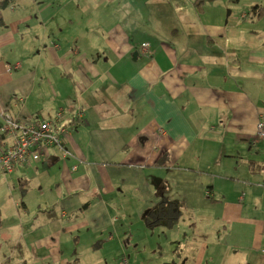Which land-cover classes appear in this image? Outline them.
<instances>
[{"label": "crops", "instance_id": "1", "mask_svg": "<svg viewBox=\"0 0 264 264\" xmlns=\"http://www.w3.org/2000/svg\"><path fill=\"white\" fill-rule=\"evenodd\" d=\"M32 1L23 18L2 15L0 44L40 22L32 65L0 67V112L22 123L60 112L71 130L66 153L7 172L17 209L31 210L11 246L39 264H84L83 247L100 264H149L145 251H159L156 264H264V14L252 9L264 0H206L147 35L136 0H74L72 15L53 2L66 28Z\"/></svg>", "mask_w": 264, "mask_h": 264}, {"label": "rangeland", "instance_id": "2", "mask_svg": "<svg viewBox=\"0 0 264 264\" xmlns=\"http://www.w3.org/2000/svg\"><path fill=\"white\" fill-rule=\"evenodd\" d=\"M44 7H41V10L44 13L49 15L53 14L55 12V7L52 6L53 2L60 3V6L56 7H64L65 14H66V8L67 6L69 9L70 15L74 12V8L71 5L76 6L74 0H44ZM61 1V2H60ZM62 1L66 2V5H62ZM84 1V0H81ZM162 4H158L160 0H136L135 1V30L136 25L137 29L141 31V35H147L146 31L147 29L150 30L153 25H158V20H164L162 25L165 24V20H170L172 23V27H177V23L179 22L180 16H186V11H189L190 15H193V7L195 6L196 0H161ZM206 0H203V2ZM87 2L93 3V1L89 0ZM18 3V4H17ZM158 4V5H157ZM234 5V4H233ZM264 5V1H263ZM52 6V7H51ZM66 6V7H65ZM193 6V7H192ZM18 9H16L17 13L15 15H10V11L12 7H8L5 10L1 11V14L4 16V19L6 22L12 21L15 19L14 16L23 18L26 16V14L30 11L34 10L33 1L32 0H17L16 5ZM264 7V6H263ZM196 8V7H194ZM83 9V8H82ZM197 9V8H196ZM231 9L225 8L223 10V14L226 16L228 10ZM10 15V16H9ZM55 13L51 16L53 19H50V24L53 26L56 25H62L64 28H66V23L64 20H62L63 12L58 13V17L54 18ZM23 16V17H22ZM68 15H66L67 17ZM149 16H153V21H149L150 23L147 25L146 30V18ZM33 20L30 22H26V25H30L34 28H31L25 32H12V36H10L9 41H2L0 44V67L4 64V62H10L13 63L16 60L23 61L28 60L27 62L31 64L30 59L25 55L27 51L32 49L33 43H36L35 40H32V35L36 32V28L38 22H40L38 16L32 15ZM27 19V18H26ZM28 20V19H27ZM62 20V21H61ZM156 21V22H155ZM5 22V23H6ZM263 21H260L262 23ZM84 23L87 24V19L80 14V16L75 20V24L78 28L83 29ZM94 27H97V23H92ZM6 26V25H5ZM23 26V22H20L19 27ZM19 29V28H18ZM144 30V31H143ZM34 36V35H33ZM63 37H67L68 42H71V37H69V33L66 35H55V36H48L45 38V41H51L54 39V41H61ZM140 43V42H139ZM32 58L33 56H29ZM16 74V72L14 73ZM9 173L3 172L0 170V186L4 185V182L7 183V178L10 177V175H7ZM15 178V177H11ZM11 184L10 189L8 190L4 186L0 190V264H39L37 261H35L33 256H30V252L33 251V248L30 247V250H25L24 247L21 246H11L12 242L15 244V241L22 239L21 235V229L20 226L22 225V222L25 221V215L29 214L31 210L29 209L28 212H24L22 214V210L17 209V203L21 202L19 191L21 192V189L19 188L17 183ZM19 215L22 216V220L19 217ZM33 214L31 215V217ZM24 223V222H23ZM24 240V238H23ZM131 250L132 248H128ZM142 249H139V252H137L138 256L141 255ZM158 251V250H157ZM79 254L84 257V264H89L88 261H91V264H100L101 259H106L107 257L105 255L102 256V258L96 262V259L92 255V250H88L86 247L80 248L78 250ZM129 253V252H128ZM145 256H147V261L149 264H156L158 263L162 256L159 255V251L157 253L153 252H144ZM22 257V258H21ZM115 259L118 261V256L115 257ZM112 260V259H111ZM25 261V262H24ZM74 261V260H73ZM124 259L120 261V264H124Z\"/></svg>", "mask_w": 264, "mask_h": 264}, {"label": "built area", "instance_id": "3", "mask_svg": "<svg viewBox=\"0 0 264 264\" xmlns=\"http://www.w3.org/2000/svg\"><path fill=\"white\" fill-rule=\"evenodd\" d=\"M142 49L146 51V43L142 44ZM60 115V112H57L55 118L49 121L22 123L4 113L0 127L5 136L0 143V170L10 172L18 166L25 165L30 158H38L47 151V146L59 144L60 135L65 136L71 130L67 124H59ZM257 135L264 139L262 122L258 124Z\"/></svg>", "mask_w": 264, "mask_h": 264}, {"label": "trees", "instance_id": "4", "mask_svg": "<svg viewBox=\"0 0 264 264\" xmlns=\"http://www.w3.org/2000/svg\"><path fill=\"white\" fill-rule=\"evenodd\" d=\"M228 2H230V3H238L239 2V0H227ZM203 0H196V2H195V7L197 8L196 10H197V12L199 13V12H202V10H203ZM16 5V0H0V27H3L4 25H5V23H4V19H3V17H2V14H1V11H3V10H5L6 8H8V7H14ZM252 9H253V11L255 12L256 10H257V12H255V14L254 15H257V17H261L263 14H264V9H263V7L261 6V5H258V6H256V8H255V6L254 7H252ZM256 9V10H255ZM228 13V12H227ZM146 43V42H145ZM13 66V65H12ZM4 113H6V112H3V114ZM3 114L1 115L2 116V121H1V123H0V127H1V124H2V122H3ZM54 119V118H53ZM53 119H51V120H53ZM59 120H60V118H59ZM41 121H44V120H36L35 122H41ZM45 121H48V120H45ZM70 127H68V129H69ZM68 136V134H66L65 136H63V135H60V137H59V144H52V145H50V146H47V150L48 149H50V148H52V147H57L58 149H60V151L61 152H67L68 150H67V148L65 147V145H64V141H65V138ZM258 138L259 139H261L259 136H258ZM5 139V136H4V134L1 132V130H0V143L3 141ZM261 140H264V139H261ZM43 155V154H42ZM42 155H40L38 158H36V159H33V158H30L29 160H27L26 161V164H28L29 162H31V161H35V160H39L40 159V157L42 156ZM25 164V165H26ZM23 166V165H22ZM178 202V201H177ZM179 203V202H178ZM22 205V204H21ZM154 217V216H153ZM173 223H170V225H172ZM165 226H167V225H165ZM262 250L264 249L263 247L261 248ZM127 259L126 258H124V261H122V262H124V264H126L127 263V261H126ZM25 262V261H24ZM25 264V263H24Z\"/></svg>", "mask_w": 264, "mask_h": 264}]
</instances>
